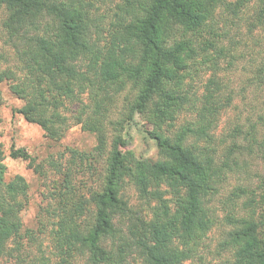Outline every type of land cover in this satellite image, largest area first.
<instances>
[{
  "label": "trees",
  "instance_id": "trees-1",
  "mask_svg": "<svg viewBox=\"0 0 264 264\" xmlns=\"http://www.w3.org/2000/svg\"><path fill=\"white\" fill-rule=\"evenodd\" d=\"M224 3L229 5L226 0H118L104 41L101 19L88 0H0L4 44L12 50V59H0L8 63L0 65V84L24 100L16 111L51 140L79 124L96 135L94 150L104 156L102 181L88 197L77 193L68 172L63 179L54 212L55 264H71L75 252L86 255L85 264H130L132 253L143 264H187L195 257L213 225L205 201L221 178L209 141L217 109L211 94L196 107L183 84L202 50V31ZM259 7L264 19V0ZM124 90V116L115 119L113 100ZM72 105L78 106L75 111ZM184 108L195 110L197 121L167 133L163 125ZM135 113L154 123L155 160L128 150L123 155L122 128ZM191 135L205 137L207 144L193 147ZM68 152L74 164L88 156L70 147ZM10 156L30 158L23 148L12 147ZM3 159L0 152V264L8 258L26 264L22 239L29 233L20 200L28 183L18 174L7 180ZM126 184L137 190L148 219L123 198ZM162 184L171 189V198L164 196ZM263 222L236 221L225 239L229 264H264ZM29 264H50V259L40 253Z\"/></svg>",
  "mask_w": 264,
  "mask_h": 264
},
{
  "label": "rangeland",
  "instance_id": "rangeland-1",
  "mask_svg": "<svg viewBox=\"0 0 264 264\" xmlns=\"http://www.w3.org/2000/svg\"><path fill=\"white\" fill-rule=\"evenodd\" d=\"M88 1L90 10L101 19L99 38L105 41L118 0ZM226 1L229 5L219 4L202 31L198 42L203 41L202 50L183 84V89L194 96L198 108L207 94L213 95L210 100L217 110L209 130V141L215 164L221 168L216 190L205 201L213 225L199 243L195 257L187 264H229L231 251L225 239L236 221L241 217L256 222L264 220V19L259 14V0ZM4 17L0 9V22ZM4 40L0 26V54H4L0 59H12L9 56L12 50ZM7 64L0 62L1 66ZM0 90V152L6 165V179L18 174L28 183L27 192L20 200V216L29 233L22 239V253L27 257L26 264L40 253L50 259V264H55L57 257L52 242L57 216L54 212L58 209L57 193L63 179L69 173L77 193L88 197L102 181L104 156H98L94 150L96 135L83 130L79 124H73L59 140L46 137L38 124L27 121L16 111L24 100L12 93L4 82ZM127 92L124 90L115 96L111 117L121 119L124 116ZM83 98L86 100V95ZM77 107L72 105V111ZM195 121V110L184 108L163 128L170 133L182 124ZM153 129V121L141 113L127 119L122 128L127 140L122 148L123 155L128 150L136 158L157 159ZM109 133H112L111 127ZM205 140V137L191 135L188 142L201 148L207 144ZM12 147L23 148L30 158L10 156ZM68 147L88 156L84 155L83 160L77 158L74 164L69 158ZM49 160L56 161L60 169L50 165ZM161 188L165 197H172L168 186L162 184ZM122 196L143 217H150L132 184L125 185ZM261 227L264 229V225ZM85 262L86 255L80 252H75L71 259V264ZM129 262L143 264L137 253L129 256ZM4 264H16V260L8 258Z\"/></svg>",
  "mask_w": 264,
  "mask_h": 264
}]
</instances>
